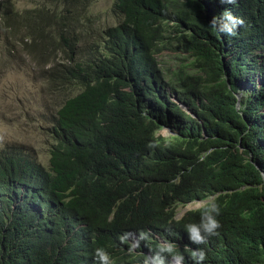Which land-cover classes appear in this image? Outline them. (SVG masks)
<instances>
[{
  "label": "trees",
  "instance_id": "trees-1",
  "mask_svg": "<svg viewBox=\"0 0 264 264\" xmlns=\"http://www.w3.org/2000/svg\"><path fill=\"white\" fill-rule=\"evenodd\" d=\"M38 6L0 4L5 56L61 54L47 164L0 148V264H264V0H113L100 28L88 0ZM204 212L221 226L196 242Z\"/></svg>",
  "mask_w": 264,
  "mask_h": 264
},
{
  "label": "rangeland",
  "instance_id": "rangeland-1",
  "mask_svg": "<svg viewBox=\"0 0 264 264\" xmlns=\"http://www.w3.org/2000/svg\"><path fill=\"white\" fill-rule=\"evenodd\" d=\"M3 0H0V4ZM17 11L34 9L42 0H10ZM113 0H88L86 16L95 21L96 28L113 25L110 13ZM3 36L0 32V148L7 145H21L35 157L41 165L47 164V129L55 111L57 99L42 78V72L52 67L60 58L56 54L49 60L44 56L32 57L22 52L21 47L7 57L3 54ZM183 55L179 54L180 59ZM163 69H173L178 61L169 60L167 55L158 56ZM161 137L171 135L166 129L157 131ZM195 202L178 207L177 217L182 211L200 207Z\"/></svg>",
  "mask_w": 264,
  "mask_h": 264
},
{
  "label": "clouds",
  "instance_id": "clouds-1",
  "mask_svg": "<svg viewBox=\"0 0 264 264\" xmlns=\"http://www.w3.org/2000/svg\"><path fill=\"white\" fill-rule=\"evenodd\" d=\"M242 23V21H241ZM229 32H231V29H229ZM161 55H167L166 53L162 52L160 53L158 56H161ZM157 56V57H158ZM168 56V55H167ZM169 58V56H168ZM170 60V58H169ZM158 63H159V66L160 68H163L161 63L159 62V60L157 59ZM172 61V60H171ZM250 72L251 69H249ZM249 77V80H251V77H252V74L250 73L248 75ZM234 88L237 90V93H236V96H235V100H236V107L239 106V101L242 100V93H244V96H246L245 94L247 93V91H245L246 89V86L244 84H237L234 86ZM172 102L177 103V101L174 99V95H173V98L171 99ZM179 107L186 113L188 114V111L185 107H183L181 104H179ZM166 129V128H164ZM168 131V129H166ZM169 132V131H168ZM170 133V132H169ZM158 134V133H157ZM220 193H216L212 196H209L203 200H195V201H192V202H189L187 204H185L184 206H177L178 207H185L186 205L188 204H191V203H195V202H201L203 203L200 207L196 208V209H199V208H203L206 206L207 209L211 210L213 208V204H212V201L213 199ZM176 208V209H177ZM175 209V216L174 218L175 219H179L185 212L187 211H191V210H184L181 212V214L179 215V217H177V211ZM196 209H192V210H196ZM214 211H216L217 213H219V208H214L213 209ZM206 217H207V220L206 222L202 223L200 226H197L196 224L192 223V224H189L187 225V229L188 231L192 234V239L196 242H204V239L202 237L199 236V231H200V228L202 227L208 234L210 235H214L216 234V229H218L221 225L219 223V221L214 218L211 214H209V212H204L203 213ZM157 242L159 243L160 247L158 248H162L164 246H169L167 244H164L162 243L160 240H157ZM172 249H169V251H171ZM96 255L99 257L100 260L104 261L105 264H110V259H109V256L107 254H105L104 250L102 248H98L96 249ZM193 256H196V253L193 252ZM201 260H203L205 258L204 256V253L203 251H201L200 253V257H199ZM141 264H157V259H154L152 258L151 256H149L147 259H145ZM170 264H184L182 262V260L179 258V260H173L171 261Z\"/></svg>",
  "mask_w": 264,
  "mask_h": 264
}]
</instances>
